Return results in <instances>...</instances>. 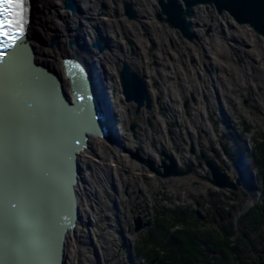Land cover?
<instances>
[{"label": "rangeland", "instance_id": "rangeland-1", "mask_svg": "<svg viewBox=\"0 0 264 264\" xmlns=\"http://www.w3.org/2000/svg\"><path fill=\"white\" fill-rule=\"evenodd\" d=\"M154 2L156 3V0ZM137 6L142 8L139 4ZM87 11L92 12L91 9ZM213 11L218 16L215 9ZM144 14L149 17V21L155 20L151 23L152 26L161 24L156 17L157 10L154 12L147 9ZM110 18L111 21L117 19L114 16ZM42 20V22L38 21L39 26L45 28L48 23L45 19ZM193 20L198 24L195 30L201 31L197 39L193 41L186 39L184 41L178 33L176 35L166 24H162V30H157L158 34L156 38L154 37L159 44L165 45V54L160 53V59L157 58L159 44H156L154 40V45L148 42L143 33L148 48L143 55H140L142 57L140 61L145 64L147 62V68L151 73L152 99L156 98L153 97L156 96L153 89L155 80L159 79L155 73L158 69H162L165 80L169 81L170 77L176 78H173L172 86L174 91L180 94L178 101L180 106L177 107L180 110L177 115L174 116L169 111L164 98L156 101L159 114L156 113V109L152 114L147 111L136 113V104L125 101L119 74H115L116 82H110L113 85L110 93L114 97L113 100L124 111L120 114L119 128L112 135L114 138H111L115 140V143H108L110 157L117 148L123 147V143L118 139L123 138L129 150L139 151L145 159H152L161 173L165 172L164 168L160 167L164 158L163 152L168 155L173 152L171 155L180 170L187 171L188 165L192 170L187 175L164 177L151 171L144 163L127 153L129 163H116L119 165V178L125 182L119 187L120 190L118 189L117 193L113 186L115 178L106 177L104 169L93 181L94 194L85 193L83 175L80 196L86 207L80 206V210L84 209V217L81 218L82 225L80 227L79 224V230L86 229L88 231L86 238L88 237L89 240H86L88 242L86 246H82L83 241L79 237L81 235L79 231L77 240L75 239L73 244L74 249L69 264H140L131 257L134 243L140 233L145 232L148 227H145V224L151 223V218L158 209L182 207L186 210L190 208L189 212L196 211L199 217H202L200 219L211 227L212 231H215L220 226L219 223L225 224L230 221V218L234 223L238 222L240 215L261 199L260 184L255 179L250 153L254 148V139H259V132H264L263 40L250 31L241 32L235 24H233L235 27L231 28V19L228 22L223 19L211 20L207 12L197 15ZM115 28L119 29L118 24ZM138 30L137 27L132 28L133 33ZM37 31L39 34L42 33L40 28ZM163 31L167 32L169 37H164ZM174 36L177 41H172L174 43L171 44L169 40ZM163 37L165 40L162 39ZM47 42L50 43V40ZM180 48L182 52L187 53V58H184L182 53L179 56L180 59L175 56L174 59H170L169 49L174 53ZM116 52L119 53L118 50ZM54 55L57 53L55 52ZM183 58L186 59L183 67L184 65L187 67L185 71L189 76L185 77L187 82L185 88L183 87L185 90L182 89L181 83L177 80V74L173 73L172 68L175 64L181 67L183 61L182 63L180 61ZM127 60L131 62L130 58ZM59 61L63 71L62 58ZM237 70H240V75L237 74ZM217 83L219 84L216 86ZM216 88L222 90V92L218 91L224 100L225 108L233 116V127L228 125L229 120L221 113V106L218 105L220 101L215 93ZM117 89H119L118 93H116ZM223 104L222 107H224ZM132 125H135L134 131L131 129ZM245 128H250V131L246 132ZM180 129L184 133L185 140L181 134H178ZM259 142H261L260 139ZM208 145H213L218 155L211 151L207 152ZM239 148L247 152L246 160L238 152ZM201 151L204 152L205 157L212 159V162L231 180L237 181L235 196L232 195L233 191L223 190L212 184L206 158L203 159L202 166L198 163V153ZM230 153L236 156L233 162ZM250 165L252 167L249 168ZM90 167L91 165L88 164V168ZM137 167H143V169H137ZM88 182L91 181L88 180ZM86 209L89 212L87 215ZM227 210H230L229 217L232 215L234 217L223 220L220 211ZM137 218L143 221L144 228L135 232L134 221ZM213 220H218V224ZM244 227L245 230L248 228L247 225ZM125 232L126 234H123ZM125 235L129 237V242ZM103 246L109 247V250L105 251Z\"/></svg>", "mask_w": 264, "mask_h": 264}, {"label": "water", "instance_id": "water-1", "mask_svg": "<svg viewBox=\"0 0 264 264\" xmlns=\"http://www.w3.org/2000/svg\"><path fill=\"white\" fill-rule=\"evenodd\" d=\"M64 3L67 9L76 11L74 0ZM156 3V17L161 24L155 26L166 24L183 40L197 39L198 24L193 18L199 15L197 11L200 15L207 12L201 6H211L221 19L227 22L231 19V28L235 25L239 29L246 28L262 39L264 55V0H156ZM126 14L131 19L136 17L129 5ZM97 35H103L102 30H98ZM59 40L56 37L49 46L57 47ZM28 42L23 35L16 48L7 50L6 57L0 60V75L15 64L18 57L33 56ZM69 45L77 48L78 39H71ZM93 47L99 52L107 49L99 41H95ZM77 61H64L73 102L61 91V78L57 73L37 63L35 67L39 70H36L43 75L39 79V92L26 93L21 101L11 105L12 110L6 109L4 115L0 114V264L67 262L65 241L69 232L75 234L74 228L80 220L78 198L81 196L76 186L83 175L78 154L88 149L91 135L109 138L111 131L116 130L111 125V119L116 120V117L109 91L104 89L102 93L95 87ZM119 79L126 102L135 103L137 112L152 109L149 85L143 73L135 71L125 61L119 70ZM131 129L134 131L135 125ZM129 153L164 177L190 172L180 170L173 155L166 152L162 153L160 166L164 173L139 151L129 150ZM240 154L246 160L242 150ZM207 167L213 185L223 190H237L235 183L216 164L207 161ZM6 193L14 194L15 209L7 204ZM134 223L135 232L144 228L140 218ZM147 226L149 224H145ZM131 257L133 259V253Z\"/></svg>", "mask_w": 264, "mask_h": 264}, {"label": "bare ground", "instance_id": "bare-ground-1", "mask_svg": "<svg viewBox=\"0 0 264 264\" xmlns=\"http://www.w3.org/2000/svg\"><path fill=\"white\" fill-rule=\"evenodd\" d=\"M64 1L65 0H24L25 21L23 24L24 27L23 35L24 37H26V39L29 40L28 44L32 48L33 56L30 58L18 57L17 60L15 61L16 63L10 65L9 68L0 75V114L4 115L6 113L5 111L6 109H8L9 111L12 107L11 105L12 104L14 105L15 103L17 104L19 101H21L26 93H29L32 90H34L36 93L39 92V84H40L39 79L43 78V75L41 74L42 72L39 73L40 71L39 72L37 71L39 70L35 67L37 63L38 65H41L44 68L57 73V75L61 78V87H60L61 91H63V93L68 98L67 100L70 102L71 101L73 102V92L71 90V84L69 78L66 76V66L64 64V61H68L69 59H75V60L77 59L78 60L77 62L80 63L79 65L83 68L85 74L87 76L89 75L90 80L92 79L91 81L93 82L94 86L97 87L102 92L101 89L102 81L98 72L99 70H101L102 61L106 63L108 62V58L103 56L104 53L103 51L99 52L97 48H91V47L88 48L87 47L88 45L86 44L87 39L89 40L94 39L95 41L101 42V40H98L101 37L100 35H97V32L98 30L101 31L100 28L102 26V22L106 21L107 19L106 17L102 16V12H101L102 0H92V1L78 0L80 6L82 5L84 6L85 14L91 17L86 21L87 23L86 26L88 27L87 33L85 31L82 32L80 29H77L76 30L77 34L73 32L71 16H73L72 13L75 14L79 11L80 6H78L76 1L74 0L77 8L76 11L72 12L71 9L66 8ZM89 3H91V6L89 5ZM150 4L151 6L150 9L148 10L154 11L156 9L155 8L156 5H153L151 2ZM89 8L92 11L91 12L92 15H90L91 13H88L87 11L89 10ZM42 19H45V21H47L48 23V26H46L45 28L39 26L40 23H38V21L42 22L43 21ZM38 28H40V30L42 31L41 34L38 33L37 31ZM246 30H247L246 28H243V32ZM240 31L242 32V28H240ZM56 37L60 39L58 41V46L57 47L54 45L49 46L50 43H48L47 40H50V42H52V40H55ZM73 37L75 39L76 38L78 39L77 48H73L69 45L70 40ZM79 46H81L82 48H80V50L78 51ZM55 52L57 53V55H54ZM60 58H62L63 71H62L61 63L59 61ZM93 65L95 66L94 70L96 71L94 74L91 73ZM175 65L178 66L177 64ZM113 68L114 67L111 66L109 69L113 70ZM173 73L177 74V79H181L183 82L184 81L186 82L184 75L179 74L177 72H173ZM44 77L46 76L44 75ZM187 77L189 76L187 75ZM173 78L175 77H172L171 81L169 82L172 83ZM170 86L172 87V84ZM172 96L174 99L180 98V94L176 92L172 94ZM112 102L113 103L111 104V106L114 110V107L116 108L117 103L113 99ZM122 111H124L122 108H119L118 110H114L116 120L115 118H112L111 125L112 128L115 127L116 130L111 131L110 134L111 137L100 138L98 136L94 137L91 135L89 137V141L91 139L90 142L91 144L88 147V149L80 151V153L78 154L79 156L78 159L81 163V171H82L81 173L82 175H84L83 185L86 189L85 193L94 194L95 188H91V186L93 184V181L97 179L96 176L97 175L99 176L101 174V171L103 172L102 169H104L106 177L115 178V184L113 186L115 187L116 193L119 187L121 185H124L125 183L123 180H121V178H119L120 177L118 175L119 165H117V164L129 163L126 154L127 153L130 154V153L128 151L129 150L128 145L125 143L123 138H118L123 143L122 144L123 147L121 149L117 148L113 152V154L111 155L112 159L108 155L109 153L108 146L110 145L108 143H113V142L115 143V140H112L111 138H114V136L112 137V135L115 134V131H117L119 128V118ZM123 149H128V150L124 151ZM171 154H173V152H171ZM88 164L91 165L90 168H88ZM138 168L139 167H137V169ZM139 169H143V167ZM121 171H123V169ZM87 172L89 173L87 174ZM110 179L112 180V178ZM88 180H90L91 182L89 183ZM77 187L79 193H81V182L78 184V186H76V188ZM78 200L80 202L79 205L82 206V208L86 207L85 206L86 204L84 205V200L82 197L78 198ZM82 208L80 210V220L78 221V223L74 228V231H76L75 234L73 233L72 236V233L69 232L67 239L65 241V254L68 260L66 264H69V262H71V256L74 249L73 244L75 242V239L77 240V236L80 231L79 224L81 218L84 217V209L82 211ZM85 213L87 214L89 213L87 209L85 210ZM81 225L82 224H80V227ZM87 232L88 231L86 229L80 231L81 235L79 237L82 238L81 240L83 241L82 246L84 245L86 246V244L88 243L86 242V240L87 241L89 240L88 237L86 238ZM82 234L85 235L82 236ZM103 249L105 251H108L109 247L103 246Z\"/></svg>", "mask_w": 264, "mask_h": 264}, {"label": "trees", "instance_id": "trees-1", "mask_svg": "<svg viewBox=\"0 0 264 264\" xmlns=\"http://www.w3.org/2000/svg\"><path fill=\"white\" fill-rule=\"evenodd\" d=\"M259 135L261 142L254 139L250 153L262 193L258 203L242 213L236 223L230 218L234 215L229 217L230 210L220 211L221 218L230 221L219 223L215 231L196 211L189 212L190 208L158 209L134 243L133 260L143 264H264V132ZM231 160H236L233 153ZM231 181L237 188V181ZM244 225L248 226L246 230Z\"/></svg>", "mask_w": 264, "mask_h": 264}, {"label": "flooded vegetation", "instance_id": "flooded-vegetation-1", "mask_svg": "<svg viewBox=\"0 0 264 264\" xmlns=\"http://www.w3.org/2000/svg\"><path fill=\"white\" fill-rule=\"evenodd\" d=\"M75 1H76L77 5L80 6V4H79L80 0L79 1L75 0ZM90 1H92V0H90ZM135 2L137 4H139L142 8L140 9ZM150 2L153 5H156L154 0H102V6L103 5L105 6V8H103L101 11L102 16L103 17L105 15L114 16L117 19L115 21H111L110 17H108V18L106 17L107 18L106 21H108V22L103 21L102 26L100 28L102 30V33H103V35H100V37H101L100 43L102 45L105 44L107 47V49L103 50V52H104L103 56L108 58V62L105 63L102 61L101 70H99V72H98L100 77H101V81H102V88L101 89H102V93L105 92V90L109 91V93H110V89L113 87V85H111L110 82L115 81V74H119V70L122 67V63L126 61L129 64H131V66L133 67V69L135 71L143 73L146 76V79H147L148 85H149L150 96H151V100H152V109L151 110L141 109L140 111L137 112V106H136V113H140L142 111H147V113L152 114L153 110L156 109V113L159 114L160 112H159V109L156 107L157 106L156 101H159V100H161V98H164L165 99L164 102H165V104H167L169 111L172 112L174 114V116H176L178 111L180 110V108H177V106L178 107L180 106L178 103L180 98L178 100H172L174 98L171 99L172 94H174L176 92V91H174L173 86L172 87L170 86L172 83L169 81H171L172 77H170V78L168 77L169 81H167V80H165L164 70L162 71V69H158L156 71V73L154 72L159 79L155 80V83H154L155 88L153 90L155 91L156 96H153V97L154 98L156 97V98L152 99L153 94L151 93L152 92L151 86H153V83H151V81H150L151 80V75H150L151 73L147 68V62L145 64V62L140 61V59L142 58V57H140V55H143L146 51L145 49L148 48L146 45L147 43L145 42L144 34L146 35L148 42L153 43V45H154V41H155L156 44H159L158 41L155 40V38H156V34H158L157 30H160V29L162 30V27H157L154 25L152 26L151 23L153 21L155 22V20L149 21V19H148L149 17H147V15L144 14L146 11L145 9H150V6H151ZM147 3H148L149 7L147 6ZM85 4H87V3H85ZM90 4L91 3H89V5ZM127 5H129L132 8V10L135 11V15H136L135 18L131 19L126 14V6ZM102 6H101V8H102ZM155 8L157 9V6ZM201 8H205V10L207 11V14H208L209 18H211V20H220L221 19L219 16H216L214 14L212 7L201 6ZM84 9L85 8L82 5L79 7V11L77 13L73 14L71 12L73 15V16H71V18H72V20H71L72 29H73V32H75V33L77 32L76 31L77 29H80L82 32L85 31L87 33L88 27L86 26V24H87L86 21L88 19H90V17L85 14ZM155 10H154V12H155ZM197 14H200V11L199 12L197 11ZM116 24H118L119 29L115 28ZM84 26H85V29H84ZM133 27H137V29H139L138 32L133 33V31H132ZM163 29L165 31V27H163ZM141 30H142V32H141ZM164 31H163V34H164L163 36L166 38L169 37V36H167V32H164ZM173 32L175 34L178 33L176 31H173ZM196 32H197V35H199L201 31L196 29ZM242 32H243V28H242ZM89 33H90V31H89ZM164 37L162 38L163 40H165ZM116 38L118 40H116ZM72 39H75V38L73 37ZM159 39H160V37H159ZM93 40H89V39H87V41L85 40L86 44L88 45L87 46L88 48L89 47L94 48L93 43L95 42V40L94 41ZM175 40L177 41V38H175V36H174V38L170 39L169 41H171V44H173L174 42H172V41H175ZM184 41H185V39H184ZM164 46L162 44H159V46H158V52H157V58L158 59H160V57H161L160 53L165 54V51H164L165 47ZM80 48H82V47L79 46L78 51L80 50ZM183 49H184V47H183ZM116 50H118L119 53H117ZM168 53L170 55V59H174L175 57H179L182 55V53L184 55L183 57L187 58V53L182 52L181 48L178 51H175L174 53L172 52L171 49H169ZM127 58H130L131 62H129L127 60ZM180 58L181 57H179V59ZM184 58H183V60L181 59V61H180L181 63L183 61L181 67L175 65V69H174V66L172 68L174 69L173 72H177V73L182 74L185 77H187V73L185 71V69H187V67L185 65H184L185 68L183 67V64L186 61V59L184 60ZM137 60L140 62H138ZM111 66L114 67L113 70L109 69ZM94 69H95V66L93 65L92 66V72H91L93 74L96 72ZM236 69H238V68H236ZM237 74L240 75V70L239 71L237 70ZM218 79H219V77H218ZM177 80L179 81V83H181L182 89L185 90L184 88H185L187 82H185V81L183 82L181 79H177ZM105 81H106V83H105ZM221 82H223V81H221ZM218 84L219 83H217L216 86ZM218 90H221V88L215 89L217 99L220 101V102H218V101L217 102H218V105L220 104V106H221V109H222L221 113L226 119L229 120L228 125L230 127H233V125H232L233 124V119H232L233 116L231 115L229 110L227 108H225V105H224L225 103L223 104L224 100L222 99L221 93H219ZM116 92L118 93L119 89H117ZM221 92H222V90H221ZM176 93H178V92H176ZM110 95H111V93H110ZM111 99H113L112 95H111ZM222 104L224 105V107H222ZM119 108L120 107L118 105H116V108L114 107V110H118ZM161 110H163V109H161ZM178 134H181V137L185 140L184 133L181 129H180V132ZM160 143H162V142H160ZM208 146H209V148L206 149L207 152L211 151V152L218 155V153H216L213 145H211V146L208 145ZM163 148H165V147H163ZM241 150H242V148H239L238 152L240 153ZM203 153H204L203 151L198 153V163L200 166H202L204 158H206V163H207V161L212 162V159H208L207 156L205 157L203 155ZM209 156L211 157V154H209ZM230 156H231V153H230ZM245 157H246V154H245ZM188 166H189L188 170H192L190 165H188ZM91 188H92V186H91ZM86 215H87V213H86ZM123 234H126V232ZM125 238L127 241L129 240V237L127 235H125Z\"/></svg>", "mask_w": 264, "mask_h": 264}, {"label": "snow or ice", "instance_id": "snow-or-ice-1", "mask_svg": "<svg viewBox=\"0 0 264 264\" xmlns=\"http://www.w3.org/2000/svg\"><path fill=\"white\" fill-rule=\"evenodd\" d=\"M23 24L24 0H0V60L6 57L7 50L17 47L24 34ZM13 197V193H6L7 204L15 209Z\"/></svg>", "mask_w": 264, "mask_h": 264}]
</instances>
